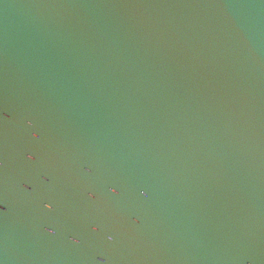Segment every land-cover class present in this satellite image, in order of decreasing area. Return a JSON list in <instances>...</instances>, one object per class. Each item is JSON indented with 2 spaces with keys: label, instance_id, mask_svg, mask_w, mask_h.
Segmentation results:
<instances>
[{
  "label": "water",
  "instance_id": "95a60500",
  "mask_svg": "<svg viewBox=\"0 0 264 264\" xmlns=\"http://www.w3.org/2000/svg\"><path fill=\"white\" fill-rule=\"evenodd\" d=\"M0 264H264V0H0Z\"/></svg>",
  "mask_w": 264,
  "mask_h": 264
}]
</instances>
